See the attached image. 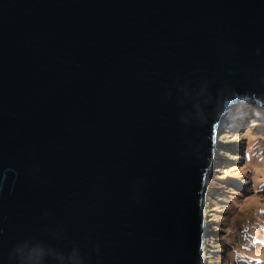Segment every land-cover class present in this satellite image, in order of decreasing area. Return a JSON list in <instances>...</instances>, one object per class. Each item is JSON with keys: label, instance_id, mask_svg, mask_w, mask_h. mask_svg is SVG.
<instances>
[{"label": "water", "instance_id": "1", "mask_svg": "<svg viewBox=\"0 0 264 264\" xmlns=\"http://www.w3.org/2000/svg\"><path fill=\"white\" fill-rule=\"evenodd\" d=\"M241 101L264 110V0H0V264L29 238L84 264H205Z\"/></svg>", "mask_w": 264, "mask_h": 264}, {"label": "rangeland", "instance_id": "2", "mask_svg": "<svg viewBox=\"0 0 264 264\" xmlns=\"http://www.w3.org/2000/svg\"><path fill=\"white\" fill-rule=\"evenodd\" d=\"M236 111L233 122L221 130L208 177L204 251L208 264H264V116H260L264 112L254 105ZM246 147L247 162L239 168L244 166L240 150ZM235 169L253 179L247 191L236 187L248 180L237 177ZM241 184L245 187L247 182ZM212 189L218 194L211 196Z\"/></svg>", "mask_w": 264, "mask_h": 264}, {"label": "clouds", "instance_id": "3", "mask_svg": "<svg viewBox=\"0 0 264 264\" xmlns=\"http://www.w3.org/2000/svg\"><path fill=\"white\" fill-rule=\"evenodd\" d=\"M253 101H249V102H237L234 105H232V107L228 110V114L229 117H227L226 120L233 118V112L236 110H241L247 106H259L256 103H253ZM245 106V107H243ZM260 107V106H259ZM236 109V110H235ZM262 109V108H261ZM262 111L264 112V110L262 109ZM237 112V111H236ZM243 111H240V113H242ZM237 115V113H236ZM226 120L223 121L222 124V128H224L225 124H226ZM218 143H219V139H218ZM217 143V146L219 145ZM242 150V151H241ZM239 154L240 156H243V161H244V166L246 165L247 162V147L245 149L241 148ZM214 165V164H213ZM214 167V166H213ZM238 177V176H237ZM243 179H247L248 181H241V183H245L247 182V185H242L241 183L239 184V186H236L238 188H240L243 191H247L246 189L248 187H250V185L252 186L253 184V179L251 177H249L248 175H241L240 176ZM236 179L237 178H233ZM208 187V186H207ZM258 193L260 191L256 190ZM207 193H208V188H207ZM206 197L208 198V196L206 195ZM205 216H206V204H205ZM206 221H207V216H206ZM206 236L204 239V247H203V255H204V251H205V243L207 242V227H208V223L206 222ZM11 258L14 259L16 261V264H48L49 259L56 261L57 264H84L83 258L80 255V251L78 248L73 249L70 253L65 254L64 252H61L55 248H53L50 245H46L41 241H37V240H33L31 238L17 244L11 253ZM205 259V264H208L209 262H206V258L204 256Z\"/></svg>", "mask_w": 264, "mask_h": 264}, {"label": "trees", "instance_id": "4", "mask_svg": "<svg viewBox=\"0 0 264 264\" xmlns=\"http://www.w3.org/2000/svg\"><path fill=\"white\" fill-rule=\"evenodd\" d=\"M262 118H263V116L264 115H260ZM243 149V148H242ZM221 154H223V156H225V154H227V153H225V152H222ZM239 168H241V167H239ZM239 168H237L238 170H239ZM237 169H235V175L237 176V175H246L245 173H247V172H239ZM214 189H212V193H211V196L212 195H214V194H218V189L217 190H214ZM254 192H256V191H254ZM258 193V192H257ZM217 196V195H216ZM230 247H234L232 244H230Z\"/></svg>", "mask_w": 264, "mask_h": 264}, {"label": "bare ground", "instance_id": "5", "mask_svg": "<svg viewBox=\"0 0 264 264\" xmlns=\"http://www.w3.org/2000/svg\"><path fill=\"white\" fill-rule=\"evenodd\" d=\"M241 102H245V101H241ZM228 121H232V118L226 120V123H227ZM232 122H233V121H232Z\"/></svg>", "mask_w": 264, "mask_h": 264}]
</instances>
